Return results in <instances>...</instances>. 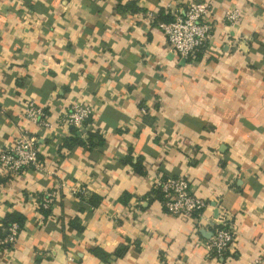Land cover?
<instances>
[{
  "label": "crops",
  "instance_id": "1",
  "mask_svg": "<svg viewBox=\"0 0 264 264\" xmlns=\"http://www.w3.org/2000/svg\"><path fill=\"white\" fill-rule=\"evenodd\" d=\"M192 1L0 0V149L22 125L44 166L0 167V221L26 217L0 264H264V0H201L214 36L184 59L158 24ZM30 101L52 127L24 119ZM74 101L94 109L83 130L67 121ZM90 133L103 142L89 147ZM75 134L86 144L65 145ZM180 175L207 201L202 215L156 196L157 179ZM54 189L45 215L37 197ZM222 215L235 238L216 255L209 222Z\"/></svg>",
  "mask_w": 264,
  "mask_h": 264
},
{
  "label": "built area",
  "instance_id": "2",
  "mask_svg": "<svg viewBox=\"0 0 264 264\" xmlns=\"http://www.w3.org/2000/svg\"><path fill=\"white\" fill-rule=\"evenodd\" d=\"M212 13L213 9L209 3L201 0L192 1L184 10H176L170 21H162L158 26L166 34L170 49L184 59H190L201 49H207L214 36ZM226 17L236 23L242 18V11L238 8L233 9L226 13ZM147 110V106H141L142 113ZM93 113L94 109L90 104L74 101L69 106L67 121L78 130H83ZM22 115L24 119L42 127L53 126L44 107L34 101L27 103ZM0 167L2 173L8 176H14L28 168L40 171L44 169L39 154L38 139L26 127L19 125V132L14 142L0 149ZM156 185L163 192L164 203L173 215L193 217L196 214H203L207 201L191 191L187 175L162 177L157 179ZM57 196V189L47 190L40 199L37 197V206L52 207ZM209 226L212 231L208 244L210 250L216 255L225 254L235 238L233 226L225 215L209 222ZM19 231L18 223H12L7 230V236L0 237V244L14 245Z\"/></svg>",
  "mask_w": 264,
  "mask_h": 264
},
{
  "label": "trees",
  "instance_id": "3",
  "mask_svg": "<svg viewBox=\"0 0 264 264\" xmlns=\"http://www.w3.org/2000/svg\"><path fill=\"white\" fill-rule=\"evenodd\" d=\"M125 7H133V6L129 4V6H125ZM160 17H161V19H164L167 21H170L172 19V17H170V16L162 15ZM204 50H205L204 48L201 49L199 52H197V54L195 56L199 55L200 53H203ZM95 139H97L96 141L103 142V140L100 138V136L97 133H90V139H89V143H88L89 147H91L92 145H94L96 143ZM64 144L68 145V146H72L75 144H86V143L78 135L75 134L72 137L65 138ZM127 162L132 164L137 170L139 169V166L141 165L140 161L135 162V161H133V159L131 157H129L127 159ZM153 190L155 191V194L159 199L164 200V194L158 187H156ZM43 195H44V192L39 194L38 195L39 199ZM77 196L80 198V200H87L89 203H91L93 205L98 204L100 202V199H101L97 195H92L90 197L87 196L86 191L78 192ZM40 209L45 215H48L50 213L51 207H49V208L41 207ZM25 219H26V217L23 214H21L19 211H12V212L7 213L6 217L0 221V237L5 238L7 236V230L9 228V226L14 222L18 223L19 230H20L22 228V225L24 224ZM71 225L76 227L79 230L82 229V225H80L78 218H74L71 221ZM0 247L12 249L13 245L6 243L5 245L0 244ZM94 251H97V253H101L102 250L101 249H97V250L95 249Z\"/></svg>",
  "mask_w": 264,
  "mask_h": 264
}]
</instances>
